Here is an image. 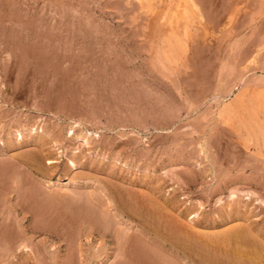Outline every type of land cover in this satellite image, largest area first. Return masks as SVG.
I'll use <instances>...</instances> for the list:
<instances>
[{
  "label": "rangeland",
  "instance_id": "obj_1",
  "mask_svg": "<svg viewBox=\"0 0 264 264\" xmlns=\"http://www.w3.org/2000/svg\"><path fill=\"white\" fill-rule=\"evenodd\" d=\"M144 1L0 0V264H236L255 250L238 232L264 245V156L220 114L264 91V0H194L193 23L187 0Z\"/></svg>",
  "mask_w": 264,
  "mask_h": 264
},
{
  "label": "bare ground",
  "instance_id": "obj_2",
  "mask_svg": "<svg viewBox=\"0 0 264 264\" xmlns=\"http://www.w3.org/2000/svg\"><path fill=\"white\" fill-rule=\"evenodd\" d=\"M146 1V0H145ZM144 1V2H145ZM147 1H151V0H147ZM143 2V3H144ZM187 4H189V7H188V10H185L186 12H184V17H183V20H190V23L192 22L193 23V21H194V19H196V20H198V21H200L201 19H203L202 17V14H201V9L199 8V6L195 3V1L194 0H187ZM197 2V1H196ZM140 3V2H139ZM149 7H151L152 6V4L151 3H149V5H148ZM148 10V9H147ZM182 15V16H183ZM193 20V21H192ZM185 21V22H186ZM182 22V21H181ZM188 22V21H187ZM187 22H186V24H187ZM201 22V21H200ZM180 24V23H179ZM188 25V24H187ZM201 25V24H200ZM171 27H173V26H171ZM190 27V26H189ZM170 28V27H169ZM191 28V27H190ZM185 29L186 28H184V31L183 32H185ZM190 31V30H189ZM181 32V31H180ZM181 36H182V34H181ZM183 37V36H182ZM161 49H162V55L164 56V58L163 59H165V61L166 62H169V63H176V62H178V64L180 63L179 61H181V59L183 58L182 56H183V53H184V49H185V43L179 38V36H177V34H175L173 31L171 32H169L167 35H164V37H162V39H161ZM177 64V63H176ZM181 64V63H180ZM239 92V91H238ZM243 92V91H242ZM232 98H233V96H232ZM243 98V97H242ZM255 98V97H254ZM256 100V99H255ZM254 102V101H253ZM256 102V104H255V107H253V109H250V107H249V109H246L245 107H248V106H245V107H243L242 105H241V95L239 94V95H237L235 98H233L229 103H227V104H225L224 106H222L221 108L222 109H220L221 110V115L222 116H224V118L226 119V118H231V119H235V121H236V119H237V123L239 122V125H240V128L241 129H243L242 130V132L244 133V139H245V143H251L252 144V146H254L255 147V149H256V152H257V154L259 155V156H264V125L262 124V121H259L258 120V117L259 116H261V115H259L260 113L262 114V116H263V118H264V91L263 90H261V91H259L258 92V95H257V100L255 101ZM245 103V102H244ZM243 104V103H242ZM252 104V103H251ZM247 105V104H246ZM219 114V115H220ZM259 115V116H258ZM219 117V116H218ZM221 117V116H220ZM219 117V118H220ZM262 120V119H261ZM229 121H230V119H229ZM228 121V122H229ZM232 123H233V121H232ZM231 125V124H230ZM232 125H234V123L232 124ZM232 127V126H231ZM239 128V129H240ZM71 129V128H70ZM234 129H237V128H234ZM240 129V130H241ZM236 132V131H235ZM237 133H239V132H237ZM71 134V133H70ZM241 135V134H240ZM243 135V134H242ZM85 135L82 133V132H80V134L79 135H77L76 137H75V139L76 140H79V141H83V142H86L87 141V138L86 137H84ZM243 137V136H242ZM244 142V141H243ZM245 145V144H244ZM248 145V144H247ZM246 145V146H247ZM257 155V156H258ZM68 162V161H67ZM69 166H70V169L71 170H75L76 169V164H75V162L74 161H72V160H70L69 161ZM223 167V166H222ZM50 195V194H49ZM47 196V195H46ZM52 197V196H51ZM50 197V198H51ZM112 197V196H111ZM56 198V197H55ZM55 198H53L52 197V199L51 200H53V199H55ZM113 198V197H112ZM115 199V198H114ZM57 200V199H56ZM54 201V205H55V202H57V201H59V200H57V201ZM116 200V199H115ZM47 201V200H46ZM66 201V200H65ZM107 201L109 202V203H111V201L109 200V198L107 197ZM48 202V201H47ZM46 202V203H47ZM107 202V203H108ZM59 203V202H58ZM60 203H62V202H60ZM59 203V204H60ZM66 203H68V202H66ZM72 202H70V204H71ZM85 203V202H84ZM131 203V202H130ZM48 204V203H47ZM65 204V203H64ZM69 204V203H68ZM128 204H129V202H128ZM42 205H44V204H42ZM46 205V204H45ZM48 205H50V204H48ZM61 205V204H60ZM67 204H65V206H66ZM74 205V204H73ZM81 205H83V204H81ZM81 205H79V206H81ZM41 206V205H40ZM59 206V205H58ZM68 206H71V205H68ZM86 206V205H85ZM133 206V205H132ZM135 206V205H134ZM39 207V206H38ZM74 207V206H73ZM91 206H89V208H90ZM93 207V206H92ZM129 207V206H128ZM65 208V207H64ZM68 208H70L71 209V207H68ZM130 209H131V207H129ZM138 208V207H137ZM66 209V208H65ZM124 209V208H123ZM122 209V210H123ZM126 209V208H125ZM128 209V208H127ZM130 209H128V210H130ZM136 209V208H135ZM134 209V210H135ZM67 210V209H66ZM73 210V209H72ZM127 210V211H128ZM133 210V209H132ZM67 211H70V210H67ZM96 211V210H95ZM95 211L93 210H91V209H88V208H82V207H78L76 210H74V215H72V217L74 216V219L75 220H78V221H88V222H95V221H99V223L102 225V226H104V227H106V229L108 228L107 226H109V225H111V224H109V222H110V220H109V217H108V215H107V212H106V210H105V212H103V211H100L99 212V215L97 214H95ZM126 211V210H125ZM126 211V212H127ZM136 211V210H135ZM118 212H119V210H118ZM129 212V211H128ZM55 213H56V211H55ZM139 213V212H138ZM137 213V214H138ZM97 216H99V217H97ZM142 216V215H141ZM96 218H98V219H96ZM57 219V218H56ZM73 220V219H72ZM74 221V220H73ZM81 222V223H82ZM77 223V222H76ZM78 224V223H77ZM90 224V223H89ZM96 224V223H95ZM91 226H93V225H91ZM95 226V225H94ZM101 227V226H100ZM127 227V229H126V231L127 232H129V230H131L132 228L131 227H128V226H126ZM131 228V229H130ZM102 229H103V227H102ZM106 229H104V232L106 231ZM133 230V229H132ZM238 231V230H237ZM120 233H121V231H120ZM141 236H145V232L144 233H141V232H138ZM238 233H240V232H238ZM238 233H237V237L238 236H240L239 238H243V243H241V245H243V246H245L246 248L248 247V246H250V245H252L251 247H255V250H254V254H252V252H251V254H249V256H247V254H245V252L244 251H242L241 249H240V246H239V248H236L235 250H233V253H231L232 254V256H231V258L232 259H234L235 261H233V262H236V264H259V260L261 261V259H260V256L262 255V252H263V254H264V245H262V244H250V243H248V241L249 240H247L245 237H243L242 235H238ZM166 234V233H165ZM9 235V234H8ZM7 237V236H6ZM164 237V236H163ZM116 239H117V241L119 242V243H121L119 240H120V238H123L122 239V242L123 243H125V244H127V245H130V242H128V240H130L129 238H132V235H128V233H124V236L123 237H121L118 233L116 234V237H115ZM178 238V237H177ZM164 239V238H163ZM175 240V238H172V240ZM167 240V239H166ZM166 240H165V242H166ZM172 240H171V242H172ZM174 240H173V242H174ZM247 240V241H246ZM133 241V240H132ZM161 241V240H160ZM233 241V240H232ZM253 241V240H252ZM179 244L180 243H182V242H180V241H177ZM186 242V241H185ZM184 242V243H185ZM256 242V241H255ZM166 243H168V242H166ZM176 243V242H175ZM135 244V243H134ZM183 244V243H182ZM181 244V245H182ZM192 244H194L193 242H191V249H192ZM228 244V243H227ZM120 245H123V244H120ZM175 245V244H174ZM174 245H173V243H172V245H171V247L173 246L174 247ZM185 245L186 246H188L187 245V242L185 243ZM190 245V244H189ZM197 244H195L194 246H196ZM233 245H234V243H233ZM119 246V245H118ZM177 246V245H176ZM122 247V246H121ZM130 247H131V249H133V250H131L132 251V253L135 255L134 257H136L138 260V262H140V260L142 261L143 260V258H145V255L147 254V252H146V246H145V243H142V242H140V240H138V242H137V244H135L133 247L134 248H132V246L130 245ZM172 247V248H173ZM189 247V246H188ZM198 247V246H197ZM218 247V246H217ZM137 248V249H136ZM185 248V247H184ZM187 248V247H186ZM228 248H230V247H228ZM130 249V248H129ZM171 249V248H170ZM189 248H187V250H188ZM205 249V248H204ZM177 250H178V247H177ZM176 250V251H177ZM119 251V250H118ZM130 251V250H129ZM184 251H185V249H184ZM195 251V250H194ZM206 251V250H205ZM216 251V250H215ZM178 252V251H177ZM210 252V251H209ZM248 252V251H247ZM176 253V252H175ZM189 253V252H188ZM196 253V252H195ZM198 253V252H197ZM122 254V253H121ZM185 254V253H184ZM184 254H183V256H184ZM200 254V253H199ZM213 254V253H212ZM187 255V254H186ZM190 255V254H189ZM188 255V256H189ZM192 255V254H191ZM203 255V254H202ZM217 255V254H216ZM132 256V255H131ZM147 256V255H146ZM192 256H195V254L194 255H192ZM197 256V255H196ZM207 256V255H206ZM220 256V255H219ZM152 257V256H151ZM150 257V258H151ZM187 256H185V258H186ZM209 257V256H208ZM212 257V256H211ZM224 257V256H223ZM135 258V259H136ZM190 258V257H189ZM188 258V259H189ZM210 258V257H209ZM218 258H220V257H218ZM225 258V257H224ZM242 258V259H241ZM261 258H263V257H261ZM134 259V260H135ZM226 259V258H225ZM148 260V259H147ZM151 260V259H150ZM180 260V259H179ZM200 260V259H199ZM202 260V259H201ZM206 260V259H205ZM221 260V259H220ZM230 260V259H229ZM144 261V260H143ZM169 261V260H168ZM193 261V260H192ZM232 261V260H231ZM148 262V261H147ZM156 262V261H155ZM171 264H175V263H173V262H171V261H169ZM182 262V261H181ZM194 262H195V260H194ZM201 262V261H200ZM205 262V261H204ZM203 262V263H204ZM207 262H209L208 261V259H207ZM211 262V261H210ZM226 262V261H225ZM262 262V261H261ZM143 263V262H142ZM149 263H152V261L151 262H149ZM169 263V264H170ZM192 263V262H191ZM190 263V264H191ZM217 263H219L218 262V259H217ZM227 263V262H226ZM230 263V262H229ZM137 264V263H136ZM141 264V263H140ZM154 264V263H153ZM167 264V263H166ZM206 264V263H205ZM208 264V263H207ZM212 264V263H211Z\"/></svg>",
  "mask_w": 264,
  "mask_h": 264
}]
</instances>
